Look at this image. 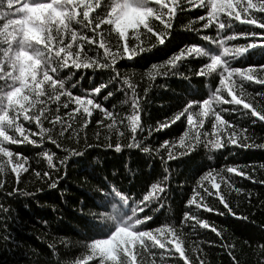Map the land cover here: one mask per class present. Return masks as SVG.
Segmentation results:
<instances>
[{
  "label": "snow or ice",
  "instance_id": "snow-or-ice-1",
  "mask_svg": "<svg viewBox=\"0 0 264 264\" xmlns=\"http://www.w3.org/2000/svg\"><path fill=\"white\" fill-rule=\"evenodd\" d=\"M197 8L201 12L185 27L195 32L204 43L193 42L177 48L164 61L152 63L147 75L150 80L154 75H175L178 74V65L197 60L199 66L192 74L208 80L214 78L215 87L207 96L186 99L171 116L147 130L151 135L179 121L185 129H194L190 140H186L190 135L186 130L174 141L164 140L156 148L141 147L137 140L138 130L144 131L141 97L136 86L120 73L116 65L120 60L138 64L143 59L142 54L156 46L167 49L171 44L176 15ZM197 22L198 27H193ZM234 22L251 26L253 30L222 31L234 29ZM209 29H213L214 34H210ZM237 38H244L246 43H228ZM255 48L264 53V0H0V188L5 186L4 177L9 172L18 182L20 172H28L31 168V157L24 155L21 145L37 149V155L46 164L43 171L31 169L32 174L48 179L49 187H56L58 178L52 180V172H59L61 166L66 167L72 155L83 154L77 148L67 147L60 138L66 133L69 138L73 136L69 131L73 124L69 121H75L81 129L86 128L94 112H99L102 117L96 120L97 126L115 132L118 137L127 131L130 142L126 147L141 148L144 153L157 155L160 149H164L166 157L160 158L165 162L188 155L201 144L215 151L233 145L240 149H264V143L252 142L247 126L237 123L238 119H246L250 125H264V63L246 67L232 64ZM162 68L166 70L161 71ZM64 70H67V75L62 76ZM89 70L93 75L98 70H110L109 82L115 83L117 90L126 94L131 92V112L128 115L119 116L105 107L103 101L109 99L113 91L102 97L100 93L109 82L83 91H72ZM77 72L80 73L79 79L69 84V78ZM245 82L255 83L260 89L250 93ZM61 109L66 111L61 113ZM77 113L79 115L75 116ZM223 113L235 114V118L225 119ZM206 121L210 131H201ZM26 123L29 126L26 127ZM210 134L215 138H206ZM47 143L60 149L64 155L58 156L47 149ZM177 145L179 150L173 151ZM106 146L114 147L116 151L122 149L119 142L114 145L106 142ZM85 147L92 145L86 143ZM214 158L208 155L210 161ZM247 167L234 163L220 168L210 165L194 178L185 206L247 220V216L237 214L221 191L222 183L237 193L246 191L235 187L234 181L225 173H235L264 185V179L256 180L252 171L246 170ZM163 179L166 181L168 176ZM167 188L163 181L150 184L145 194L134 201L139 214L144 213L134 221L125 214V199L129 196L121 193L109 201L105 211L112 222L100 221L93 225L96 235L87 245L88 254L74 264H86L93 259L95 264H138V256H155L157 253L152 250L157 248L167 250L172 264H205L203 254L194 255L186 250L182 240L184 233L178 231L176 225H148L153 216L146 213V209L153 201L163 207V194ZM8 194L12 195L11 192ZM209 197H214L224 210L206 203ZM250 197L248 192L249 203ZM184 225L192 229L196 226L210 229L220 237L219 246L225 249L232 264H239L234 245L224 242L222 231L209 220L185 211L181 227ZM125 231L134 233L137 238H126ZM207 243L215 244L214 241ZM258 247L264 249V244ZM196 252L202 253L203 250L193 249V253Z\"/></svg>",
  "mask_w": 264,
  "mask_h": 264
},
{
  "label": "trees",
  "instance_id": "trees-1",
  "mask_svg": "<svg viewBox=\"0 0 264 264\" xmlns=\"http://www.w3.org/2000/svg\"><path fill=\"white\" fill-rule=\"evenodd\" d=\"M195 15L193 12H184L176 18L171 44L167 49L156 46L150 51H145L142 54L143 59L138 64L120 60L116 65L120 73L127 76L128 81L137 87L141 95L140 111L144 131L137 132V140L141 147L148 145L156 148L164 140L174 141L186 130L194 132V129H185L180 122L151 135L147 130L154 128L158 121L171 116L186 99L205 96L198 91V85L199 90L203 91L202 84L192 74L197 63L186 62L183 67L176 69L178 74L154 75L151 80L147 73L152 63L164 61L177 48L195 40L192 36L194 32L185 27ZM234 26L236 32L253 30L251 26L240 25L239 22H234ZM245 43L244 38H237L233 45ZM238 58L239 64L232 63L233 66L246 67L249 64L264 63V53L259 48L251 49ZM164 70L166 69H161ZM85 75L91 76L85 83L90 89L95 85L109 82L111 72L98 70L93 75L88 71ZM79 77L80 73L77 72L69 79L76 81ZM77 86L83 87L82 80H79ZM245 88L248 92L255 93L260 86L245 82ZM110 90L113 91V95L104 100L110 104L108 108L119 116L128 115L131 111L124 110L131 109V92L126 94L125 91L117 90L116 84L109 82L108 87L102 89L100 95L104 96ZM223 116L230 120L235 118V114L223 113ZM101 118L98 114L83 129L75 121H69L73 124V128L69 130L73 132V136L69 138L66 133L60 139L67 147L77 148L83 154L72 155L66 162V167L61 166L59 172H52L51 179L58 178L56 187H49L48 179H40L32 174L31 169L43 171L46 168L44 160L37 155L38 150L24 145L19 146L25 156L31 157L29 160L31 168L28 172H20L18 182L9 172L4 177L5 186L0 188V264H74L82 260L88 254L87 245L96 234L93 225L101 221L99 218L95 219L93 214L110 218L106 211L97 209L98 202L108 190L124 189L135 196H141L145 194L150 184L162 181L168 188L163 194V207L156 201L152 202L153 210L159 211L157 218L152 220V227L166 223L176 225L178 231L184 233L183 244L190 254H203L205 264H232L225 249L219 246L220 237L210 229L199 226L192 229L187 225L181 227L183 213L190 211L209 220L222 231L223 241L234 245L233 251L239 264H264V249L258 247L264 244V185L253 183L236 174L225 173L234 181L235 187L246 190L237 193L234 188L230 189L226 184H221V191L231 206L238 215L247 216V220L227 214L220 216L213 212H200L195 206H185V200L194 186V178L208 168L210 162L217 161L213 166L216 168L233 163L241 167L247 165L246 170H251L256 180L264 179V149H240L233 145L215 151L201 144L197 148H201L205 154L198 151L193 155L188 154L165 162L160 158L166 157L164 149H160L157 155L144 153L141 148H128L125 146L130 142L127 131L124 136L118 137L115 132H109L106 128L96 125V120ZM237 123L248 127V135L252 137V142L264 143V125L259 123L250 125L246 119H238ZM204 129L210 131L207 121L201 131ZM206 138L215 137L210 134ZM106 142L113 145L119 142L123 146L122 152L118 153L114 147H107ZM86 143L92 147H85ZM179 147L177 145L172 150L177 151ZM46 148L56 152L58 156L64 155L51 143ZM232 152L235 154H230ZM208 155L215 158L210 161ZM165 175L168 176L166 181L163 179ZM17 188L19 191H15ZM9 192L12 195H9ZM248 192L251 193V203L247 198ZM206 203L224 210L223 205L214 197H209ZM124 236L130 239L137 238L134 233L127 231L124 232ZM209 241H214L215 244L210 245L207 243ZM193 249H202L203 252L193 253ZM152 251L157 255L138 256V264L141 261L143 264H172L167 250L157 248ZM86 264H95V259L86 261Z\"/></svg>",
  "mask_w": 264,
  "mask_h": 264
}]
</instances>
